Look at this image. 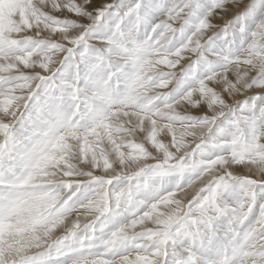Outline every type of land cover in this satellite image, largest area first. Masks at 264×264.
<instances>
[{
  "label": "snow or ice",
  "instance_id": "6c2138e0",
  "mask_svg": "<svg viewBox=\"0 0 264 264\" xmlns=\"http://www.w3.org/2000/svg\"><path fill=\"white\" fill-rule=\"evenodd\" d=\"M0 264H264V0H0Z\"/></svg>",
  "mask_w": 264,
  "mask_h": 264
}]
</instances>
